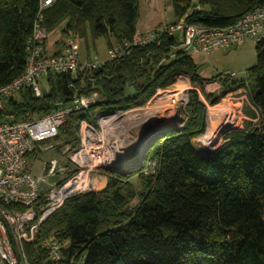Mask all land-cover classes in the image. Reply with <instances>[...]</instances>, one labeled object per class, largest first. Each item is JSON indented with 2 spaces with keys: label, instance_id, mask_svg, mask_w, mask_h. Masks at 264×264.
<instances>
[{
  "label": "trees",
  "instance_id": "trees-1",
  "mask_svg": "<svg viewBox=\"0 0 264 264\" xmlns=\"http://www.w3.org/2000/svg\"><path fill=\"white\" fill-rule=\"evenodd\" d=\"M139 0H56L45 10L48 32L63 22L64 37L73 33L95 40L105 37L109 47L132 42L137 34ZM40 0H0V86L20 76L27 62ZM176 20L187 14L189 23L230 26L264 0H172ZM200 5V7H198ZM176 20L172 21L175 22ZM171 23V22H166ZM176 35L132 45L124 55L98 69L49 72L48 89L36 96L32 88L8 99L0 110L13 120L44 114L74 95L97 90L91 107L127 109L145 103L158 87L187 74L202 88L204 79L189 53L177 48ZM257 60L247 69L249 83L227 77L220 94H208L212 104L230 89L247 85L260 119L225 135L224 143L206 156L194 139L207 129L206 105L191 89L186 121L152 140L146 152L156 161L154 172L103 167L109 186L100 193L70 196L40 226L39 239L25 243L29 264H51L40 239L55 236L63 247L64 264H264V37L256 42ZM214 80V78H213ZM130 90V92H128ZM252 116L255 113L251 111ZM88 117L72 111L59 128L58 152L79 145L77 129ZM166 135L157 141L159 137ZM42 150L37 146L29 158ZM137 176L141 188L132 180ZM137 199L136 204L132 201Z\"/></svg>",
  "mask_w": 264,
  "mask_h": 264
},
{
  "label": "built area",
  "instance_id": "built-area-1",
  "mask_svg": "<svg viewBox=\"0 0 264 264\" xmlns=\"http://www.w3.org/2000/svg\"><path fill=\"white\" fill-rule=\"evenodd\" d=\"M55 1L40 0L32 35L27 42L25 70L11 82L0 86V110L8 99L19 97L27 88H32L36 96H42L43 89L39 81L47 73L75 74L82 68L75 33L64 38L60 51L49 53L47 50L45 10ZM186 16L175 22L159 24L147 33H137L132 42L115 45L109 49L110 59L124 55L134 44L148 43L164 33L176 35L179 41L177 48L187 53L230 49L243 44L247 39L258 42L264 37V7L251 10L235 24L225 27L189 23ZM104 63L96 57L89 59L84 67L98 69ZM227 77L231 75H223L221 79ZM184 79L183 74L178 75L171 85L158 87L145 103L127 109L99 107L92 111L91 107L100 100L99 91L93 90L76 94L70 101L60 102L41 115L16 120L7 115L0 118V264H29L25 243L39 239L42 223L70 196L91 191L94 176L101 168L141 170L145 174L154 172L156 161L150 160L146 154L144 156V148L160 132L184 125L191 90V86L183 85ZM204 87L208 91L206 95L220 94L222 83L220 79H214L205 82ZM192 89H196L201 101L207 104L200 92L201 88ZM82 109L87 110L88 117L80 121L77 129L79 145L76 148L69 145L63 147L58 152L59 158L52 157L44 163L45 174L35 176L30 165L33 158L30 159L29 154L37 146L43 151V143L57 137L67 115ZM210 109L208 106L206 132ZM155 120L165 124L150 132L142 145L130 152L140 144L148 126ZM223 126V130L229 131L230 126ZM204 135L195 138L194 143H200ZM221 139L222 134L213 145L219 144ZM42 151L34 158L40 156ZM58 175H65V178L56 184L47 180L49 176ZM36 246L48 251L51 264H64L61 253L63 243L55 236L40 239Z\"/></svg>",
  "mask_w": 264,
  "mask_h": 264
},
{
  "label": "rangeland",
  "instance_id": "rangeland-1",
  "mask_svg": "<svg viewBox=\"0 0 264 264\" xmlns=\"http://www.w3.org/2000/svg\"><path fill=\"white\" fill-rule=\"evenodd\" d=\"M199 0H193L194 3H197ZM139 19L144 18V21L147 24L144 28H148L149 26H155L157 24H163L166 22H172L176 20V16L174 13L172 0H139ZM195 7V4L191 6L188 10L187 14L192 11V8ZM200 7V5H198ZM185 14V15H187ZM66 22L61 23L53 30L48 32L47 44L62 46L64 41V35L62 33ZM77 42L79 44V57L82 62L83 70L84 64L89 59H94L98 57L102 62H106L110 59L109 55V44L108 40L105 37H99L95 40H92L90 36L88 39H81L77 37ZM50 53V52H49ZM189 55L192 57L194 62L198 66V72L200 76L204 79H218V77H222L223 75L230 74L231 78L238 81H244L249 83L247 77V69L254 65L257 60V51H256V42L253 39H247V41L237 47L230 49H220L218 51L210 52V53H193L190 52ZM186 79H184L183 85L196 87L191 83V80L187 74H183ZM187 76V77H186ZM186 82V83H185ZM40 86L43 90L48 89V82L46 80V76H43L40 81ZM179 84V83H178ZM223 90V86L221 87V91ZM130 92V90L128 91ZM202 95L206 100V114L208 116V106L209 108H214L221 103L227 102L230 109L235 113L236 120L232 123L228 130L222 131V139L219 144L213 145V152L220 147L225 141V135L233 130H241L244 128V125L247 121H258L260 119V111L259 109L252 103L251 93L249 91V87L247 85L230 89L226 94H224L220 101L216 104H212L210 100L207 98L206 93L208 92L205 87L200 89ZM212 94V93H210ZM210 109V110H211ZM251 111L255 113V117L252 116ZM212 115V113L210 114ZM206 116V118H207ZM213 117V115H212ZM166 135H162L157 139H163ZM61 142L59 139H50L46 140L43 144V151L40 156L37 158L31 159L30 165L32 166V172L35 176H42L45 174L44 171V163L50 160L52 157H60L58 151L55 147H50V145H57ZM196 148L203 153L204 155H208L207 152L202 148L199 142L195 143ZM147 161V158L145 159ZM104 175L98 173L94 176V180L96 183H101L104 179ZM65 178V175L61 176H49L47 180L49 183L56 184L62 181ZM132 180L137 189L141 188V183L137 176H133ZM137 199L132 201V204H136Z\"/></svg>",
  "mask_w": 264,
  "mask_h": 264
},
{
  "label": "bare ground",
  "instance_id": "bare-ground-1",
  "mask_svg": "<svg viewBox=\"0 0 264 264\" xmlns=\"http://www.w3.org/2000/svg\"><path fill=\"white\" fill-rule=\"evenodd\" d=\"M209 127L206 134L201 137L200 144L203 149L210 150L213 144L221 138L223 125H231L235 122V113L230 109L227 102L221 103L210 110ZM217 146V145H216Z\"/></svg>",
  "mask_w": 264,
  "mask_h": 264
},
{
  "label": "water",
  "instance_id": "water-1",
  "mask_svg": "<svg viewBox=\"0 0 264 264\" xmlns=\"http://www.w3.org/2000/svg\"><path fill=\"white\" fill-rule=\"evenodd\" d=\"M165 123H163L162 121H158V120H155V121H153L149 126H148V128H147V130L145 131V133H144V135H143V139H142V141H140V144L139 145H137L135 148H133V149H131L130 150V152H133L135 149H137L139 146H141L142 145V143L144 142V140H145V138H146V136L150 133V132H152V131H154V130H156V129H158V128H160L161 126H163ZM152 144V143H151ZM151 144L150 145H147L144 149V156H145V154H146V152H147V150L149 149V147L151 146ZM205 150V149H204ZM206 152H207V156H210L211 154H213V150L212 149H210V150H205ZM108 186H109V179H108V177H104V179H103V181L101 182V183H96V182H94L93 183V186H92V191H94V192H96V193H100V192H103L104 190H106L107 188H108Z\"/></svg>",
  "mask_w": 264,
  "mask_h": 264
},
{
  "label": "crops",
  "instance_id": "crops-1",
  "mask_svg": "<svg viewBox=\"0 0 264 264\" xmlns=\"http://www.w3.org/2000/svg\"><path fill=\"white\" fill-rule=\"evenodd\" d=\"M146 24H147V22L144 21V18L138 19V23H137V33H147V32L151 31L152 29H154L155 27H157L159 25V24H157L155 26H149L148 28L147 27L144 28V26ZM61 49H62V46H59V44H56V45H50V44L48 45L47 44V50L50 53H55L57 51H60Z\"/></svg>",
  "mask_w": 264,
  "mask_h": 264
}]
</instances>
